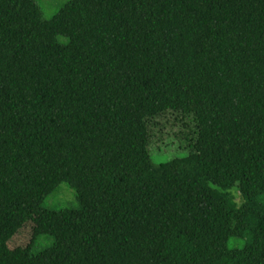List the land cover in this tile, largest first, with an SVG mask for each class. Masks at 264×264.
I'll return each instance as SVG.
<instances>
[{"label":"trees","instance_id":"obj_1","mask_svg":"<svg viewBox=\"0 0 264 264\" xmlns=\"http://www.w3.org/2000/svg\"><path fill=\"white\" fill-rule=\"evenodd\" d=\"M263 197L264 0H0V264H264Z\"/></svg>","mask_w":264,"mask_h":264},{"label":"rangeland","instance_id":"obj_2","mask_svg":"<svg viewBox=\"0 0 264 264\" xmlns=\"http://www.w3.org/2000/svg\"><path fill=\"white\" fill-rule=\"evenodd\" d=\"M70 0H36L38 5L40 6L43 15L45 18L50 19L54 15H56L62 7L68 3ZM178 129L174 128V130L169 131L167 134V128H164L161 134H159L153 144L150 147V152L154 163H165L177 158L186 157L189 154V149L186 146H182L177 139L175 138V134ZM261 203H264V197L261 200ZM44 206L48 209H53L56 211L65 210V209H77L79 207V203L77 201L76 191L70 187L67 183L61 184L58 189L50 195ZM41 220L39 216L31 217L30 221L26 226H29L33 221ZM25 226V227H26ZM68 230V234L74 233L73 226H66ZM67 232V231H66ZM18 234L9 242L10 246L14 243L15 239L18 238ZM34 231L29 229L28 231H24L21 235L20 241H17V247L25 248L28 245L32 244L35 240ZM55 242V237L49 234H43L38 237L36 240V244H34L30 253H39L41 251L46 250L51 247ZM247 243V238L240 240L232 238L228 247L230 249H239L243 248Z\"/></svg>","mask_w":264,"mask_h":264}]
</instances>
